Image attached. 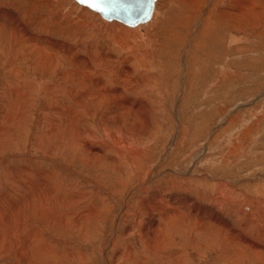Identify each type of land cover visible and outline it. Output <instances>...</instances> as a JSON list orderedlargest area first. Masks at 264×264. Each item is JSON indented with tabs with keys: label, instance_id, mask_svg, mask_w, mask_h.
<instances>
[{
	"label": "rangeland",
	"instance_id": "1",
	"mask_svg": "<svg viewBox=\"0 0 264 264\" xmlns=\"http://www.w3.org/2000/svg\"><path fill=\"white\" fill-rule=\"evenodd\" d=\"M2 12L0 264H135L118 249L139 238L145 225L137 224L149 223L142 210L157 206L164 195L166 202L187 195L199 209H217L235 230L264 246V227L242 224L243 206L226 207L232 198L245 204L252 199L261 204L258 220L264 225V0H158L147 27L107 20L76 0H0ZM18 21L41 39L37 44L44 50L21 39L13 40L12 49L3 47L2 37ZM120 25L145 27L150 45L137 42L138 31L122 36ZM65 45L89 59L91 68L82 76H76L80 69L70 62L72 54L63 53ZM39 59L57 65L37 68ZM76 78H91L93 85L103 79L110 94L100 102L97 93L105 91L98 89L79 99L88 115L70 140L72 125L54 109L59 103L50 91L56 98L90 91L89 83L81 87ZM128 99L144 104L149 128L129 127L121 113L105 120L113 104ZM73 106L76 117L82 108ZM119 142L131 157V143L142 144L137 169L111 159L121 157L115 151ZM96 147L104 151L102 160L92 156ZM219 184L229 187L221 191ZM219 191L224 203L217 200ZM175 206L186 209L180 201ZM75 220L79 229L72 226ZM185 233L167 246L186 247L191 264H258L245 255L250 249L235 252L241 246L232 240L228 246L208 234ZM144 264L169 260L157 256Z\"/></svg>",
	"mask_w": 264,
	"mask_h": 264
},
{
	"label": "bare ground",
	"instance_id": "2",
	"mask_svg": "<svg viewBox=\"0 0 264 264\" xmlns=\"http://www.w3.org/2000/svg\"><path fill=\"white\" fill-rule=\"evenodd\" d=\"M158 0L155 1V4H154V9H153V12H152V15L150 17V19H148L146 22H140V23H137L135 25H130V26H137V25H141V24H144L145 27L146 26V23H148L153 15H154V12H155V8H156V3H157ZM262 5V4H261ZM263 7V6H262ZM0 16H3L5 17L6 16V12H2L0 14ZM6 19H8L7 17L5 18V21ZM107 20H116V19H107ZM8 21V20H7ZM118 21V20H117ZM2 22V21H1ZM9 22V21H8ZM7 22V23H8ZM121 22V21H120ZM15 22H12L11 24H14ZM8 25L11 26L12 28L9 29V31L6 32L7 35H4L2 38H4L6 41L4 42L5 45L3 44V47H8L11 48V45H12V42L14 39H21V41H25V42H40L41 39L31 35L29 33L30 30H28V28L25 26V24H23L22 22L18 21V23L16 22L15 23V26L14 25ZM210 24V23H209ZM143 27L140 29L139 28H135L136 30H130L122 25H120L118 27V29H116V31H119L121 30L122 31V36H125L127 34L131 35L134 37V32L135 31H138L140 32V34L138 33V39L137 42H145L146 45H150L148 44V41H149V35H148V31H146V28ZM209 30V29H208ZM123 39V38H122ZM147 39V40H146ZM43 41V40H42ZM46 43L50 44V43H53V41H47V40H44ZM18 42V41H17ZM151 42V40H150ZM19 43V42H18ZM35 44V45H36ZM42 45V42L40 43ZM53 44H55V47L57 46H62L63 44H58L57 42H54ZM51 45V44H50ZM139 45V44H138ZM54 46V45H53ZM64 46V45H63ZM66 46V49H65V52H63L64 54H69L73 57V60L70 61L72 62L73 64H75L77 67H79V72H77L76 76H82V74H84L86 72V70H89L91 68V63H89V59L86 57L84 59H80L78 57V55H76V51L74 53H72V51H70V49ZM35 47L41 49V50H44V47L40 46V45H36ZM58 49H61L59 48ZM149 47V46H148ZM53 48V47H52ZM71 48V46H70ZM12 49V48H11ZM14 50V49H13ZM3 51V50H2ZM3 53V52H2ZM148 54V53H147ZM5 55V54H4ZM56 55V54H55ZM143 56V55H142ZM141 57V56H140ZM25 58V57H23ZM68 58V57H67ZM70 60V59H69ZM57 65V63L53 60L51 61L49 64H45L43 61H41L39 59V62L36 63V67L37 68H42V69H45L47 70L48 68H51V69H54V67ZM18 66V65H17ZM35 66V65H34ZM85 69V70H84ZM223 70V69H222ZM70 72H73L70 70ZM69 76V72H65L63 73V78H67ZM85 77V76H84ZM78 79V82L81 83V87H85V85H88L87 83H89V87H90V91L88 92H83L82 93H79L77 91H75V95L73 96H65V95H62V97L60 98H56L53 94L55 93H51V90L50 91V94L52 96L53 99H55L56 103H59V106L55 107L54 109H57L58 112H62V114H65L67 115V117L64 116L66 122L70 123L72 125V129L73 131L69 132L68 133V137H70V140L73 139V134L74 132H77L78 133V129H77V126L76 124H78L79 122H81L82 120H84V117L83 115H88L86 112H88L86 109L87 107L85 108V111H83L84 107L81 106V102L80 100H85V98L91 96L92 95H95V93H97L96 91L99 89L101 91H105V92H101V93H97L98 96H100V102H103L104 101V98L105 97H109V94L107 92V88L104 86V81L103 79H95V87L93 85V83L91 81H93L91 78H89V80H87V78H76ZM87 87V86H86ZM44 88V87H43ZM104 88V89H103ZM49 89V88H48ZM46 89V90H48ZM73 89L76 90L75 86L73 87ZM113 89V88H112ZM98 90V91H99ZM111 90V88H110ZM121 89L120 88H114V92L116 93H119ZM65 91V90H64ZM86 91V89H85ZM112 91V90H111ZM49 92V90H48ZM69 92V91H68ZM94 92V93H93ZM122 92V90H121ZM120 92V94H121ZM123 93V92H122ZM115 94V93H114ZM48 95V94H47ZM79 96V97H78ZM78 97V98H77ZM125 98V97H124ZM128 97H126L127 99ZM80 99V100H79ZM131 99H128V101H125L123 100V103H119V104H113L114 105V109L112 111H107V115L104 114V117L107 118L105 120H107V122L110 121V118H109V115H114L115 113L116 114H122V117L124 115V117H126L125 120H123L122 123L124 124H129V127H131V125H135V123L139 124H143L142 128L143 129H147L149 128V124L151 123L150 121V117L148 115V111L145 112V110L143 109L144 107V104L143 103H136L134 102L133 100L132 101H129ZM65 101V102H64ZM141 101V100H140ZM139 102V101H138ZM144 102V101H143ZM99 103V102H98ZM114 103V102H113ZM73 104L75 105H80L81 108H82V111H80V113H78L79 115H76V117H74V113L71 112L70 108L71 107H74ZM112 104V103H110ZM143 104V105H142ZM78 108V107H77ZM145 108V107H144ZM146 109V108H145ZM73 111V110H72ZM125 111V114L123 113ZM91 112V111H90ZM127 112V113H126ZM77 114V113H76ZM103 117V118H104ZM128 118V119H127ZM69 119V120H68ZM86 119V118H85ZM263 119V118H262ZM104 120V119H103ZM234 121V120H232ZM106 122V121H105ZM120 124L121 126H123V124ZM104 124V123H103ZM140 128L141 126L138 125ZM242 125V124H241ZM240 125V126H241ZM237 126V125H236ZM239 126V125H238ZM53 129L56 128V126H52ZM3 128V127H1ZM132 128V127H131ZM240 128V127H239ZM104 129V128H103ZM141 130V129H140ZM131 131H134V130H131ZM137 131V130H136ZM104 132H105V129H104ZM53 134V133H51ZM139 134V133H138ZM56 136V135H55ZM63 137V136H62ZM122 137V136H121ZM125 137V136H124ZM67 138V137H66ZM58 139V138H57ZM60 139V138H59ZM130 139V138H128ZM61 140V139H60ZM123 140V139H122ZM121 140V141H122ZM131 140V139H130ZM59 141V140H58ZM127 141V140H125ZM123 141V142H125ZM132 141V140H131ZM129 141V143L131 142ZM135 141V140H134ZM56 142V141H55ZM54 142V143H55ZM128 142V141H127ZM125 142V143H127ZM136 142V141H135ZM116 143V142H115ZM121 143V142H119ZM128 143V144H129ZM123 143L118 144L120 146H117V144H115L116 146V152L118 153V155H120L121 157L119 158H111L114 160V163L117 165L118 164H121L123 165L124 167H126L125 165H131L130 167L134 168L136 167L137 169V165H140V162H139V158H141V155L143 154V150H141L142 148H140V145L138 144H133L131 143L130 147H134V150L133 151H130V153L132 154H135L137 157L134 156H130V154L127 153V151L124 152V144L122 145ZM127 145V144H126ZM125 145V146H126ZM92 146V145H91ZM129 146V145H128ZM75 147H78V144L75 146ZM108 147V146H107ZM124 147V148H123ZM129 147V148H130ZM239 147V146H238ZM92 148V147H91ZM128 148V147H127ZM133 149V148H132ZM131 149V150H132ZM144 149V148H143ZM94 152H92V156L97 158L99 157L100 159L102 158L101 156V153L103 154L104 151H102V147H96L95 149H93ZM125 153L129 156L127 157L125 155ZM124 154V156H123ZM104 155V154H103ZM124 160H120V159H123ZM110 159V160H111ZM102 160V159H101ZM109 160V161H110ZM125 161V162H124ZM103 165L104 162H103ZM110 167V166H108ZM112 167V166H111ZM109 169V168H107ZM133 169V170H134ZM117 170L120 171V168L118 167ZM132 170V171H133ZM115 171V170H114ZM118 171V172H119ZM143 178V177H142ZM221 182V181H220ZM224 183V182H223ZM219 187L221 188V191H222V188L224 189H227V185L225 184H219ZM220 190V189H219ZM219 191L218 192V202L219 203H224L223 201H225V198L222 197L224 195H222V192ZM167 192H170V191H167ZM166 192V194H168ZM221 192V193H220ZM171 193V192H170ZM172 195V194H171ZM170 195V196H171ZM165 196V195H164ZM162 196V198L159 199V204L157 206H154V207H150L149 211L148 209L146 210L144 208L143 213L145 214L144 216H147L148 220H149V223L146 224L144 223L145 222V219L143 220L144 222H142V224L138 223L137 225H145L142 227V229H140L138 232L139 234V238L137 237L136 240H134V242L132 243V241H130L132 244H128L124 247H120L118 250H119V253H120V256L121 258H124V259H127L130 260V261H133L135 264H144V261H149L150 259L151 260H154V257H166L168 260H169V264H191V261H190V252L189 250H187L186 247H184L183 245H181L180 243H176L175 241V244H177V247L174 248L175 246H173L172 250H168V246H167V242H169L170 238L172 237H177V236H182L183 233L187 232V234H197L199 236L201 235H204L205 238H206V234H208V236L212 237V239H215V241H217V243H221L222 242V245H233L232 241H234V246H241L238 247V248H235V252H240L242 254H245L244 251L242 250V248H247V251L248 249L251 250V252L249 254H245L246 256L250 257V258H254L255 260H257L258 264H264V246H262L260 244V242L256 241V240H252L251 238L243 235L241 233V231H237L235 230V228L230 224L228 218H226L223 214H221L220 212H218L217 209H211L210 207H206L203 209H199L198 205L195 206L194 205V202H193V199L191 197H188L187 195H183L182 198H176V196H172L171 197V203L170 202H166L165 200V197ZM264 197V196H263ZM140 198V197H139ZM183 199V200H182ZM248 199V200H247ZM261 199V198H260ZM170 200V199H169ZM227 200V199H226ZM246 200V205L245 203H242L241 201L239 202L237 199L235 198H232L231 200H229L227 203H226V207H230L229 208V211L231 210H235L239 207H242L241 209H243L242 211L238 212L239 214H243V217L240 218L241 221L243 222L242 224L246 225V222L247 221H250L251 222V227L252 228H262L264 227L263 224H261L259 222V218H258V215L261 214V204H258L257 202L255 201H252V199H249V198H245L244 201ZM179 201L181 202V204L183 203L185 208L186 209H181L180 207L178 206H175V204H178ZM141 203V201H140ZM203 206V205H202ZM143 208V207H142ZM253 208H259L258 210H253ZM228 209V208H227ZM241 209H238V210H241ZM191 212H190V211ZM88 214V213H87ZM85 215V214H84ZM91 216V214H90ZM143 215L141 214V211L136 214V219L138 220V222H140V218L142 217ZM263 216V215H261ZM259 216V217H261ZM54 217V216H53ZM60 218V217H59ZM57 219V217H56ZM68 219V218H67ZM262 219V217H261ZM66 218H61L59 219L58 222L60 223H66ZM88 221V220H87ZM75 222H78L76 223L77 225H72L74 227H76V229H79L80 227V223L79 221H76ZM86 222V221H84ZM70 223L74 224V222L70 221ZM144 223V224H143ZM68 224H69V221H68ZM71 225V224H70ZM61 226V225H60ZM63 226V224H62ZM68 226V225H67ZM185 226H191L190 228H186ZM57 227V226H56ZM65 227V226H64ZM72 227V228H74ZM53 228V227H52ZM137 228V227H136ZM224 229L226 230V232L228 234H231L232 237H228L226 232L224 231ZM71 230V229H70ZM149 231L152 232L153 235H150ZM186 234V233H185ZM192 234V235H193ZM224 236L226 239H223V240H219V237L221 236ZM194 236V235H193ZM203 236V237H204ZM234 237H235V240H234ZM257 237V236H256ZM204 238V239H205ZM27 239V238H26ZM210 239V238H209ZM256 239V238H255ZM25 240V238H24ZM23 240V241H24ZM27 241V240H26ZM171 242V241H170ZM191 242V241H189ZM199 242V241H198ZM20 242H18V245H19ZM21 244V243H20ZM127 244V243H126ZM185 244V243H184ZM125 245V244H124ZM228 245V246H229ZM21 247V245H19ZM171 246V245H170ZM185 246H187L185 244ZM179 247V248H178ZM190 247V246H189ZM209 247V246H208ZM210 247H215L213 245H211ZM18 248V246H17ZM21 249V248H20ZM22 251H24L23 249H21ZM165 251V252H164ZM44 252V251H43ZM163 252L165 253L163 256H161L163 254ZM46 253V252H45ZM118 253V254H119ZM54 254V253H53ZM55 255V254H54ZM166 255V256H165ZM235 255V254H234ZM233 255V256H234ZM243 255V256H245ZM40 256V255H39ZM43 256V255H42ZM116 256V255H115ZM238 256V255H237ZM247 257V258H248ZM39 258V257H38ZM41 258V257H40ZM45 258V257H44ZM49 258V257H48ZM58 259V257H57ZM57 259H53L54 262H58ZM60 259V258H59ZM62 259V258H61ZM243 259H246L243 257ZM45 260V259H44ZM56 260V261H55ZM52 261V260H51ZM126 261V263H127ZM164 261V260H163ZM249 261V260H248ZM43 263V262H42ZM49 263V262H48ZM120 263V262H119ZM124 263V262H123ZM167 263V262H166ZM233 263V262H232ZM53 264V263H52ZM236 264V263H235ZM255 264V263H254Z\"/></svg>",
	"mask_w": 264,
	"mask_h": 264
},
{
	"label": "water",
	"instance_id": "3",
	"mask_svg": "<svg viewBox=\"0 0 264 264\" xmlns=\"http://www.w3.org/2000/svg\"><path fill=\"white\" fill-rule=\"evenodd\" d=\"M81 3V0H76ZM156 0H100L95 6L81 3L100 13L105 19H116L125 25H135L150 19Z\"/></svg>",
	"mask_w": 264,
	"mask_h": 264
},
{
	"label": "snow or ice",
	"instance_id": "4",
	"mask_svg": "<svg viewBox=\"0 0 264 264\" xmlns=\"http://www.w3.org/2000/svg\"><path fill=\"white\" fill-rule=\"evenodd\" d=\"M99 2L100 0H81V3H90L92 6H95Z\"/></svg>",
	"mask_w": 264,
	"mask_h": 264
}]
</instances>
